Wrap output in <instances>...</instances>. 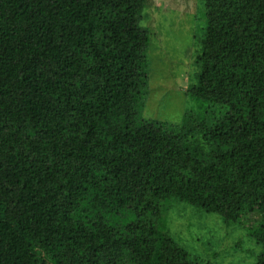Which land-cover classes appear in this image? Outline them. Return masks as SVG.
<instances>
[{
  "label": "trees",
  "instance_id": "trees-1",
  "mask_svg": "<svg viewBox=\"0 0 264 264\" xmlns=\"http://www.w3.org/2000/svg\"><path fill=\"white\" fill-rule=\"evenodd\" d=\"M149 0H0V264H214L173 199L242 222L264 264V0H203L172 123L145 117Z\"/></svg>",
  "mask_w": 264,
  "mask_h": 264
},
{
  "label": "rangeland",
  "instance_id": "rangeland-1",
  "mask_svg": "<svg viewBox=\"0 0 264 264\" xmlns=\"http://www.w3.org/2000/svg\"><path fill=\"white\" fill-rule=\"evenodd\" d=\"M201 3L203 7V0H149L142 13L140 24L151 30L145 117L176 123L201 104L186 94L202 46ZM242 219L227 223L219 214L177 199L166 214L168 231L201 262L255 264L262 246L247 227L255 225L260 214Z\"/></svg>",
  "mask_w": 264,
  "mask_h": 264
}]
</instances>
